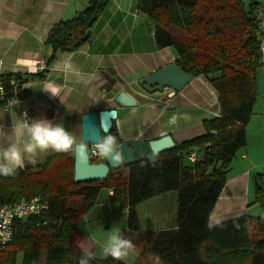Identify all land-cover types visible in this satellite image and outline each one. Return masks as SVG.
Returning a JSON list of instances; mask_svg holds the SVG:
<instances>
[{
	"label": "trees",
	"instance_id": "trees-1",
	"mask_svg": "<svg viewBox=\"0 0 264 264\" xmlns=\"http://www.w3.org/2000/svg\"><path fill=\"white\" fill-rule=\"evenodd\" d=\"M108 1L86 0L75 16L50 27L44 42L46 67L90 38L91 26ZM261 7L254 2L245 6L241 0H138L137 8L154 26L157 47H172L183 70L207 80L217 94L220 116L204 120L202 134L176 143L152 160L109 170L104 180L74 181L73 152L53 153L39 165L19 169L15 176H0V204L22 196H40L47 203L40 218L14 222L13 237L0 251V264H78L83 253L77 246L82 234L77 222L104 186L113 187L110 201L127 214L122 235L141 245L154 262L264 264V213L209 224L231 161L245 145V126L253 112L264 33L256 18ZM46 72L45 68L25 77L0 74L5 99L14 89L10 79L17 83L44 79ZM15 89L17 98L26 96ZM109 132L119 141L112 128ZM193 151L198 157L190 162ZM172 190L177 192L175 227L141 233L137 205ZM254 193V203L264 208V188L256 185ZM144 236L147 245L141 244ZM90 264L130 263L96 257Z\"/></svg>",
	"mask_w": 264,
	"mask_h": 264
},
{
	"label": "crops",
	"instance_id": "crops-1",
	"mask_svg": "<svg viewBox=\"0 0 264 264\" xmlns=\"http://www.w3.org/2000/svg\"><path fill=\"white\" fill-rule=\"evenodd\" d=\"M137 2L109 0L92 24L87 41L59 54L46 67L44 79L19 83L17 87L26 96L17 98L20 101L17 115L26 111L29 117L62 123L78 142L81 116L92 110L110 108L117 110L111 128L119 141H149L168 134L176 144L202 134L203 121L220 116L217 94L203 76L192 77L183 89L171 96L167 95V89L146 91V95L139 93V79L175 62L177 55L172 47H157L154 26L137 8ZM249 2L259 3L258 0ZM85 5L86 0H0V74L19 73L25 77L40 73L43 69L39 66L46 64L44 42L48 30L56 22L75 16ZM259 5L264 11V4ZM259 49L261 64L256 72L253 112L245 126V145L231 161L225 184L209 216L210 225L228 218L264 213V208L254 203L256 185L264 188V33ZM48 83L58 87V97L41 90ZM121 90L134 98L136 104L115 103L113 97ZM8 108L9 105L0 106V115ZM183 114L189 119L169 123L173 115ZM0 123L9 128L10 115L5 114ZM53 153L58 152L43 155L36 164L26 163L25 167L39 165ZM176 195L172 190L146 199L157 200L154 204L159 206L162 229L175 227ZM170 196L173 199L168 209L171 218H165V198ZM124 211L118 203L110 201L107 187H102L95 204L77 222L82 232L77 246L82 250V245L87 244L97 258H104L100 245L110 230L127 228ZM138 218L140 222L139 213ZM140 229L141 233H147ZM134 246L125 260L130 264L137 259L141 245Z\"/></svg>",
	"mask_w": 264,
	"mask_h": 264
},
{
	"label": "clouds",
	"instance_id": "clouds-1",
	"mask_svg": "<svg viewBox=\"0 0 264 264\" xmlns=\"http://www.w3.org/2000/svg\"><path fill=\"white\" fill-rule=\"evenodd\" d=\"M41 90L51 93L53 97L59 96L58 87L52 83L44 85ZM19 106L20 101L15 99L9 103L8 110L0 115V121L4 119L5 114L11 117L9 128H5L0 123V176H15L19 169L25 167L26 163L34 165L39 157L50 152L75 151L81 156L84 155L87 144L78 142L62 123L32 118L26 111L22 115H17L16 108ZM178 119H189V117L187 114L173 115L169 123L176 124ZM105 133L95 143L97 154L107 159L110 158L113 164L123 163L117 137L107 129ZM126 215L125 213L124 218ZM134 247L131 240L125 238L118 228L113 227L100 245V250L104 258L111 257L115 261H125L133 252ZM82 253L78 264H90L96 258L95 253L87 244L82 245Z\"/></svg>",
	"mask_w": 264,
	"mask_h": 264
},
{
	"label": "water",
	"instance_id": "water-1",
	"mask_svg": "<svg viewBox=\"0 0 264 264\" xmlns=\"http://www.w3.org/2000/svg\"><path fill=\"white\" fill-rule=\"evenodd\" d=\"M91 21L88 22V25ZM243 40V44H244ZM76 45V42L73 43ZM192 76L183 70L176 62H169L148 75L139 79V85L149 93L163 91L165 88L175 92L180 91L191 80ZM115 103L121 106H133L136 104L124 90L119 91L114 97ZM116 108L92 110L84 113L80 119V142L87 144V150L83 156L73 151V180L74 181H100L104 180L109 170L121 168L136 162H144L154 159L158 153L172 149L175 142L166 134L149 141H118L122 153L123 163L113 164L111 159L102 157L99 162H91L88 157V147L95 144L101 132H109L113 120L116 118ZM215 131H212L214 133Z\"/></svg>",
	"mask_w": 264,
	"mask_h": 264
},
{
	"label": "built area",
	"instance_id": "built-area-1",
	"mask_svg": "<svg viewBox=\"0 0 264 264\" xmlns=\"http://www.w3.org/2000/svg\"><path fill=\"white\" fill-rule=\"evenodd\" d=\"M259 26L264 30V11L259 10L256 14ZM40 69H45L46 64L42 63ZM10 84L13 89V93L9 98L5 99L4 96V84L0 80V106H8L9 103L15 99L16 93L15 88L19 85L14 79H10ZM167 95L171 96L174 91L169 88ZM3 103V104H1ZM25 111H23L24 113ZM88 157L92 159H102L100 155L97 154L95 149V144L88 147ZM198 157V153L193 151L189 154L188 160L194 162ZM109 195H112L113 187L108 189ZM47 209V203L40 196H33L31 198L20 197L17 200L0 204V251L4 250L7 244L11 241L14 234V222L17 220H25L28 217H38L40 218L45 210ZM10 234V236H9Z\"/></svg>",
	"mask_w": 264,
	"mask_h": 264
},
{
	"label": "rangeland",
	"instance_id": "rangeland-1",
	"mask_svg": "<svg viewBox=\"0 0 264 264\" xmlns=\"http://www.w3.org/2000/svg\"><path fill=\"white\" fill-rule=\"evenodd\" d=\"M250 0H241V2L245 5L248 6L250 4L249 2ZM258 2L260 4H264V0H258ZM139 93L146 95V90H144L142 87L139 90ZM157 201V200H156ZM155 200H146V202L142 203L138 208L136 207V209H138V213H139V217H140V225L141 228L147 233H149L150 231H154V230H159L160 228L162 229V227H159L160 224H163L159 221V206H157ZM173 203V199L172 197H167L165 198V206L164 209H166V211L164 212L165 214V218L166 216H168L169 218H171L169 216V208H171L170 206H172ZM176 204V201H175ZM163 213V212H161ZM175 213H176V206H175ZM154 214L156 215V218L153 219L152 215L154 217ZM158 214V216H157ZM176 215V214H175ZM165 220V219H164ZM168 220V218H167ZM166 221V220H165ZM146 234V233H144ZM147 236H144L143 240H142V245H147ZM144 243V244H143ZM139 255L137 256V259L135 260L136 264H159L158 262H154L151 258L150 255H148L144 250H142V246H139Z\"/></svg>",
	"mask_w": 264,
	"mask_h": 264
}]
</instances>
